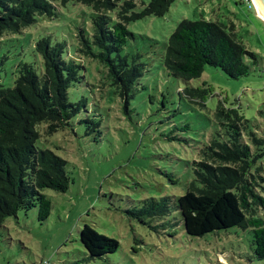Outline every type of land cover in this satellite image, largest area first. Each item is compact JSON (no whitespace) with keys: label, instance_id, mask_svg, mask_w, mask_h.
I'll list each match as a JSON object with an SVG mask.
<instances>
[{"label":"rangeland","instance_id":"374dc122","mask_svg":"<svg viewBox=\"0 0 264 264\" xmlns=\"http://www.w3.org/2000/svg\"><path fill=\"white\" fill-rule=\"evenodd\" d=\"M148 1L138 0L136 10ZM53 4L54 16H37L19 33L0 37V80L4 87H13L23 62L43 72L34 51L42 37L64 42V55L81 65L79 81L68 89L71 102L85 101L79 112L55 132L49 133L46 123L36 127V147L66 161L70 182L65 192L43 190L52 205L46 220H38L37 207L5 220L0 264H264L254 254L251 228L234 226L191 236L175 207L176 198L193 181V163L202 149L212 138L223 140L224 126L215 116L220 103L237 108L247 120V131L264 139V19L253 3L175 0L163 16L130 22L132 36L121 53L142 64L143 74L127 106L100 62L79 52V33L92 41L97 13L76 1ZM213 8L220 9L218 18L227 26L230 16L236 18V36L257 54V63L250 61L248 73L237 78L210 65L189 81L169 74L163 66L168 37L182 19L206 17ZM116 13H107L110 23L117 21ZM186 87L206 88L204 101L190 100L182 92ZM254 166L264 175V155ZM162 198L171 209L168 218L150 217L142 223L129 214L150 199ZM85 224L117 239V251L90 257L79 236Z\"/></svg>","mask_w":264,"mask_h":264},{"label":"trees","instance_id":"16d2710c","mask_svg":"<svg viewBox=\"0 0 264 264\" xmlns=\"http://www.w3.org/2000/svg\"><path fill=\"white\" fill-rule=\"evenodd\" d=\"M54 1H76L97 13L92 41L82 31L79 33V52L100 62L127 106L143 74L142 64L121 53L132 36L127 25L147 16H163L175 0H149L142 2L139 10L138 0H0V37L19 33L37 16H54ZM115 9L117 21L110 23L107 13ZM64 50V42L42 37L36 41L34 51L41 57L43 72L38 74L33 64L23 62L17 66L13 87H4L0 80V227L19 210L34 207L38 209V220H46L52 205L43 190L68 189L66 161L49 149L36 147L38 124L46 123L48 132H55L67 125L85 103L68 99V89L79 81L81 65L66 57ZM250 61L256 64L257 54L236 36L233 24L227 26L203 17L182 19L168 37L163 56L168 73L185 81L199 78L206 65L237 78L248 73ZM182 92L200 103L207 95L206 88L186 87ZM215 116L224 126L223 140L212 138L202 149L200 159L193 163V181L187 192L176 198L175 207L191 236L234 226L251 228L254 254L264 259V175L260 166H254L264 155V139L247 131V120L237 108L220 103ZM170 213L165 198L150 199L129 212L142 223L150 217L168 218ZM79 236L92 258L114 253L120 246L117 239L88 224Z\"/></svg>","mask_w":264,"mask_h":264},{"label":"crops","instance_id":"0c3cea01","mask_svg":"<svg viewBox=\"0 0 264 264\" xmlns=\"http://www.w3.org/2000/svg\"><path fill=\"white\" fill-rule=\"evenodd\" d=\"M219 13H220V9H218V8H213V9H210V10H209V14H208L206 17H203V18H205V19H207V20H218V21H220L219 18H218V14H219ZM232 13H233V12H232ZM233 14H234V13H233ZM256 14L259 16L260 19H262L258 13H256ZM230 17H232V19L229 18V22H230V24L235 25L236 18H235L234 16H230ZM263 22H264V21H263Z\"/></svg>","mask_w":264,"mask_h":264},{"label":"water","instance_id":"95a60500","mask_svg":"<svg viewBox=\"0 0 264 264\" xmlns=\"http://www.w3.org/2000/svg\"><path fill=\"white\" fill-rule=\"evenodd\" d=\"M254 2L256 3L262 15L264 16V0H254Z\"/></svg>","mask_w":264,"mask_h":264},{"label":"bare ground","instance_id":"6f19581e","mask_svg":"<svg viewBox=\"0 0 264 264\" xmlns=\"http://www.w3.org/2000/svg\"><path fill=\"white\" fill-rule=\"evenodd\" d=\"M253 2H254V0H253ZM254 4H255V7H256V10H257L258 14L261 16V18L264 19V16H263L262 13L260 12V10H259V8L257 7V5H256L255 2H254Z\"/></svg>","mask_w":264,"mask_h":264},{"label":"built area","instance_id":"2783aa9c","mask_svg":"<svg viewBox=\"0 0 264 264\" xmlns=\"http://www.w3.org/2000/svg\"><path fill=\"white\" fill-rule=\"evenodd\" d=\"M247 2H252L253 3V6H254V8H255V10H256V7H255V4H254V2L253 1H251V0H247ZM256 12H257V10H256ZM263 20V19H262ZM264 21V20H263Z\"/></svg>","mask_w":264,"mask_h":264}]
</instances>
